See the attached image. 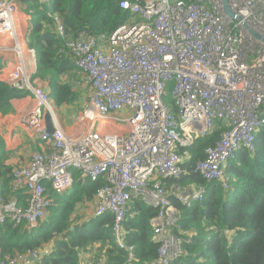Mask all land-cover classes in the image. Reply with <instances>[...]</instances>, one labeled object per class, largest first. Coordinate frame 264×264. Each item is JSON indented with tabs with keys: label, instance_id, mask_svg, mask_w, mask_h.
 <instances>
[{
	"label": "built area",
	"instance_id": "built-area-1",
	"mask_svg": "<svg viewBox=\"0 0 264 264\" xmlns=\"http://www.w3.org/2000/svg\"><path fill=\"white\" fill-rule=\"evenodd\" d=\"M228 4L239 18L225 13L223 0H122L120 8L131 17L106 44L94 37L67 41L60 54L73 60L90 93L83 114L65 128L49 92L34 84L38 63L26 39L27 5L0 0V83L24 92L19 98L32 97L23 125L42 146L11 174L12 191L24 189L27 205L6 200L0 190V226L11 221L35 229L53 205L48 186L65 193L75 172L82 180L104 177L107 184L97 193L92 217L114 216L115 241L132 260L134 247L125 242L121 225L131 198L142 199L158 210L152 221L160 243L157 264H175L191 239L184 236L171 196L191 207L207 193L206 186L169 192L162 185V179L182 174L178 148L194 145L224 122L227 129L206 148L197 170L207 182L220 181L229 190L228 161L239 151L253 152L264 127V41L249 31L264 39V0ZM51 16L56 34L65 38L59 15ZM48 111L54 133L47 132ZM125 113L129 116L122 119ZM31 258H39L37 251L0 258V264H29ZM82 263L107 264L89 252Z\"/></svg>",
	"mask_w": 264,
	"mask_h": 264
},
{
	"label": "trees",
	"instance_id": "trees-1",
	"mask_svg": "<svg viewBox=\"0 0 264 264\" xmlns=\"http://www.w3.org/2000/svg\"><path fill=\"white\" fill-rule=\"evenodd\" d=\"M122 0H22L31 15L26 33L27 43L36 50L38 69L34 80L47 83L49 95L58 107L75 103L79 92L64 75L79 73L73 60L62 57L60 50L67 41L94 37L106 44L112 32L131 17L129 10L121 9ZM134 1V0H133ZM49 14H58L66 30L62 38L55 32L56 22ZM25 93L0 83V114L11 111L10 100ZM168 101H171L169 96ZM171 103V102H169ZM227 129L224 122L194 145L178 152L184 158L182 174L176 179H162V185L173 191L206 186L207 193L200 202L188 207L174 194L172 203L178 208L180 225L185 238L183 254L175 264H264V127L256 134V149L242 150L228 161L225 173L230 189L220 181L207 182L197 170V163L205 159V150L213 146ZM10 153L0 138V190L6 200L16 198L27 205L29 195L24 189L12 191L11 174L14 166L8 164ZM107 184L104 177L95 181L80 179L74 173L73 187L65 193H56L48 186L53 199L50 215L32 230L7 221L0 226V258L23 256L37 251V264H83L82 254L104 258L107 264H157L160 243L154 238L153 219L158 210L140 198L132 197L130 210L121 233L128 245L134 247L135 257L121 249L113 236L115 218L111 214L85 219L86 206H95L97 193ZM93 215V214H92ZM51 247L45 252V248Z\"/></svg>",
	"mask_w": 264,
	"mask_h": 264
},
{
	"label": "crops",
	"instance_id": "crops-1",
	"mask_svg": "<svg viewBox=\"0 0 264 264\" xmlns=\"http://www.w3.org/2000/svg\"><path fill=\"white\" fill-rule=\"evenodd\" d=\"M45 89L49 92L47 86H45ZM79 97L75 103L79 101ZM10 103L11 111L6 114H0V138L4 143L5 150L10 153L8 164L16 167L27 163L32 153L41 150L42 146L40 145V141L38 140L36 134L23 125V121L30 113L33 106L32 97L14 98L10 100ZM63 112L65 113V116L67 115L68 120H65V118L61 115V112L57 113V115L60 123H62L65 128H68V126L75 123L70 117V115H74L75 112L70 108L66 110V112ZM76 118L77 117H75V119ZM50 247L51 245H48L44 249L45 252ZM37 262H40V259L31 258L29 264H37Z\"/></svg>",
	"mask_w": 264,
	"mask_h": 264
},
{
	"label": "rangeland",
	"instance_id": "rangeland-1",
	"mask_svg": "<svg viewBox=\"0 0 264 264\" xmlns=\"http://www.w3.org/2000/svg\"><path fill=\"white\" fill-rule=\"evenodd\" d=\"M81 76L82 75L80 73H76V74L73 73L72 75L62 76V78L67 80V81L71 80L73 82V85L75 86L76 91H78L80 94V97H79L80 99L77 103L69 104V105L63 106L62 108L55 106L57 113L61 112L62 113L61 115L65 118V120H68V117H67V115L66 116L64 115L65 113L63 111L66 112V110H68L69 108L75 112L74 115H70V117L74 120V122L76 120L75 117H78V116L83 114V110H84L85 104L87 102V97L90 93V88L88 87V85H86V83L84 82V80ZM34 84H36V86H40L44 89H45V86H48L46 82L39 80V79L35 80ZM169 98L171 101H168L166 98V101L168 103L172 102L171 97H169ZM169 104H171V103H169ZM128 116H129V114H127V113L120 114V117L122 119L127 118ZM72 119H69V120H72ZM94 209L95 208L92 205H90V206H86L83 209V211L82 210L78 211V213H79V215H80V213H82V215H83L82 217H84L85 219H89L92 217V214L94 213ZM48 215H50V211H48L46 218L48 217Z\"/></svg>",
	"mask_w": 264,
	"mask_h": 264
},
{
	"label": "water",
	"instance_id": "water-1",
	"mask_svg": "<svg viewBox=\"0 0 264 264\" xmlns=\"http://www.w3.org/2000/svg\"><path fill=\"white\" fill-rule=\"evenodd\" d=\"M224 2V11L225 13L232 17V18H239L237 14H235L234 12L231 11L229 4H228V0H223ZM246 26V24H244ZM249 31L258 39L264 41L263 37L260 36L259 34H257L255 31L249 29ZM45 124H46V128H47V132L48 133H54L55 132V127H54V123H53V115L51 114V112H46L45 113Z\"/></svg>",
	"mask_w": 264,
	"mask_h": 264
}]
</instances>
